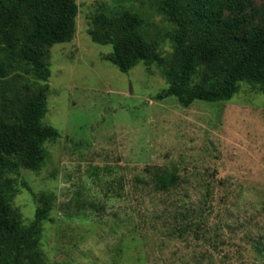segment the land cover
I'll return each mask as SVG.
<instances>
[{
  "label": "rangeland",
  "instance_id": "374dc122",
  "mask_svg": "<svg viewBox=\"0 0 264 264\" xmlns=\"http://www.w3.org/2000/svg\"><path fill=\"white\" fill-rule=\"evenodd\" d=\"M75 2L73 38L45 60L42 123L60 137L45 141L39 170L9 175L24 224L39 205L33 195L54 196L42 224L46 264H264V91L241 82L224 103L156 100L167 87L158 67L122 73L91 34L129 10L168 58L173 25L159 0ZM4 80V98L38 87L29 76ZM157 169L175 170L177 188L155 192Z\"/></svg>",
  "mask_w": 264,
  "mask_h": 264
},
{
  "label": "trees",
  "instance_id": "16d2710c",
  "mask_svg": "<svg viewBox=\"0 0 264 264\" xmlns=\"http://www.w3.org/2000/svg\"><path fill=\"white\" fill-rule=\"evenodd\" d=\"M158 11L173 25L168 58L143 32V18L129 10L112 28L91 34L111 46L107 59L122 73L139 62L158 67L167 87L156 100L174 97L184 108L195 101L224 103L241 82L264 91V8L252 0H159ZM76 15L75 0H0V264H46L42 224L54 196L33 195L39 205L24 224L11 205L15 183L9 175L39 170L45 141L60 137L42 123L50 78L45 60L53 45L73 38ZM26 76L37 89L4 98V79ZM150 182L155 192L168 193L177 188L178 175L157 169Z\"/></svg>",
  "mask_w": 264,
  "mask_h": 264
}]
</instances>
